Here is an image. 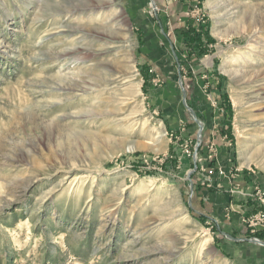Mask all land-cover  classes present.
<instances>
[{
	"label": "rangeland",
	"instance_id": "obj_1",
	"mask_svg": "<svg viewBox=\"0 0 264 264\" xmlns=\"http://www.w3.org/2000/svg\"><path fill=\"white\" fill-rule=\"evenodd\" d=\"M0 264H264V0H0Z\"/></svg>",
	"mask_w": 264,
	"mask_h": 264
},
{
	"label": "crops",
	"instance_id": "obj_2",
	"mask_svg": "<svg viewBox=\"0 0 264 264\" xmlns=\"http://www.w3.org/2000/svg\"><path fill=\"white\" fill-rule=\"evenodd\" d=\"M228 181L229 179L217 178L216 184L218 187H222V189L217 190L214 194H210V205H206V209L208 214L214 217L216 222L220 224L221 228L224 229L226 233H234V237L239 238L245 235V227L241 223V214L243 215L245 212L251 214L252 212L250 210L254 208V205H244L242 202H238V200L241 199H237V197L231 199ZM231 203H234L235 205H233L236 207L232 209L234 210L232 213L227 212V207L231 205ZM203 213L205 212L203 211Z\"/></svg>",
	"mask_w": 264,
	"mask_h": 264
},
{
	"label": "trees",
	"instance_id": "obj_3",
	"mask_svg": "<svg viewBox=\"0 0 264 264\" xmlns=\"http://www.w3.org/2000/svg\"><path fill=\"white\" fill-rule=\"evenodd\" d=\"M190 33H191V36H192L191 37L192 43H194L197 46H199L200 42H201V37H202L201 33L200 32H195V30L190 31Z\"/></svg>",
	"mask_w": 264,
	"mask_h": 264
},
{
	"label": "bare ground",
	"instance_id": "obj_4",
	"mask_svg": "<svg viewBox=\"0 0 264 264\" xmlns=\"http://www.w3.org/2000/svg\"><path fill=\"white\" fill-rule=\"evenodd\" d=\"M72 13H73V12H72ZM69 14H70V13H69ZM61 15H62L61 12H59V13L56 14V16H61ZM117 24H118V23H117ZM110 25H111V24H109V26H110ZM60 28L62 29L60 32H65V31H64V28H66V26H61ZM107 28H108V27H107ZM59 30H60V29H59ZM97 30H98V29H97ZM104 30H105V29H104ZM79 32H80V31H79ZM55 33H57V32H55ZM100 33H101V32H100ZM59 58H61V57H60V56H57V57H56V59H59ZM44 59H45V60H47V59H51V57L47 55V56H45ZM123 66H124V64H123ZM135 82H136V81L133 80V81H132V84L136 85Z\"/></svg>",
	"mask_w": 264,
	"mask_h": 264
},
{
	"label": "built area",
	"instance_id": "obj_5",
	"mask_svg": "<svg viewBox=\"0 0 264 264\" xmlns=\"http://www.w3.org/2000/svg\"><path fill=\"white\" fill-rule=\"evenodd\" d=\"M168 2H171V3H178L180 0H167ZM195 2L196 0H190V3ZM190 13L192 14H198L199 11L196 9V6L193 8V10L190 11Z\"/></svg>",
	"mask_w": 264,
	"mask_h": 264
}]
</instances>
